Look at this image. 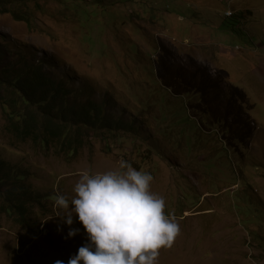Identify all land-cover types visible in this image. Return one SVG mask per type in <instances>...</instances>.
I'll return each instance as SVG.
<instances>
[{"label":"rangeland","instance_id":"374dc122","mask_svg":"<svg viewBox=\"0 0 264 264\" xmlns=\"http://www.w3.org/2000/svg\"><path fill=\"white\" fill-rule=\"evenodd\" d=\"M8 1L27 19L0 10V48L133 128L71 162L14 141L0 105V154L41 197L27 226L0 218V264H67L87 236L73 216L67 237L55 196L121 160L179 224L158 264H264V0Z\"/></svg>","mask_w":264,"mask_h":264},{"label":"trees","instance_id":"16d2710c","mask_svg":"<svg viewBox=\"0 0 264 264\" xmlns=\"http://www.w3.org/2000/svg\"><path fill=\"white\" fill-rule=\"evenodd\" d=\"M98 1V0H97ZM10 1L0 0L3 14L16 20L26 17L7 9ZM89 6L91 10L98 6ZM89 10H85V15ZM87 21V19H85ZM0 48V105L6 117V132L21 144L30 142L34 149L68 161L75 160L91 138L117 136L133 126L109 118L107 105L82 100L66 81L50 73L40 63L25 57L14 58ZM28 174L0 154V218L22 228L32 219L33 202L41 197L27 186Z\"/></svg>","mask_w":264,"mask_h":264},{"label":"clouds","instance_id":"9594fccd","mask_svg":"<svg viewBox=\"0 0 264 264\" xmlns=\"http://www.w3.org/2000/svg\"><path fill=\"white\" fill-rule=\"evenodd\" d=\"M153 179L121 160L118 170L81 173L71 199L55 196L56 216L69 226L67 237L80 231L71 227L73 216L87 236L67 264H158L160 250L171 248L180 228L165 213L164 198L150 191Z\"/></svg>","mask_w":264,"mask_h":264},{"label":"bare ground","instance_id":"6f19581e","mask_svg":"<svg viewBox=\"0 0 264 264\" xmlns=\"http://www.w3.org/2000/svg\"><path fill=\"white\" fill-rule=\"evenodd\" d=\"M232 14H233V13H227L226 15H227V16H232ZM184 254H185V253H184ZM173 257H174V256H173ZM176 257H177V258H178V257L181 258L182 256H181L180 254L177 253Z\"/></svg>","mask_w":264,"mask_h":264},{"label":"built area","instance_id":"2783aa9c","mask_svg":"<svg viewBox=\"0 0 264 264\" xmlns=\"http://www.w3.org/2000/svg\"><path fill=\"white\" fill-rule=\"evenodd\" d=\"M228 13H232V12H228Z\"/></svg>","mask_w":264,"mask_h":264}]
</instances>
